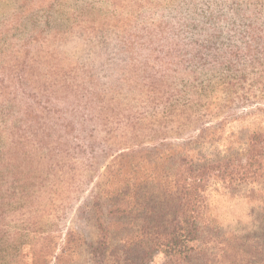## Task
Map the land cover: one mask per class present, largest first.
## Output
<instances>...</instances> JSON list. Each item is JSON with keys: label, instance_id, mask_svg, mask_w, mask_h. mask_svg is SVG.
Listing matches in <instances>:
<instances>
[{"label": "trees", "instance_id": "obj_1", "mask_svg": "<svg viewBox=\"0 0 264 264\" xmlns=\"http://www.w3.org/2000/svg\"><path fill=\"white\" fill-rule=\"evenodd\" d=\"M203 5L199 10L196 2H190L186 14H177L165 25L150 26L144 39V34L124 33L115 24L111 29L85 31V40L105 36L109 30L117 34L112 66L104 74L88 62H79L77 72L60 73L42 56L30 61L13 56L16 67L12 64L0 75V184L5 187L6 199L16 195L25 201L37 185H49L51 178L61 174L64 179V166H70L76 157L71 158V153L79 154L83 162L88 159L91 165L101 162L102 157L114 156L107 164L105 183L118 175L120 185L129 184L133 178L125 170H133L132 157L152 150L150 143L158 149L156 144H164L171 135L182 138L187 135L184 132L197 131L180 145L185 152L178 160L181 171L175 180L179 202L170 230L147 248L134 251L138 264H150L154 251L164 254V264H264V221L261 233L241 238L233 255L227 248L223 257L215 250L208 253L213 234L207 240L208 247L201 245L203 236L212 233L205 216L210 186L235 189L264 182V131L250 135L244 157L196 162L194 156L197 145L210 142L227 116L217 125H212V118L225 108L229 112L251 103V95L256 94L250 95L246 86L264 83V0H206ZM181 72L196 75L187 81L185 90L163 88L171 86L170 77ZM212 73H220L221 87L212 79L200 81V76ZM251 73L255 79L250 83ZM60 121L62 127L51 131L66 134L68 140L76 133L77 138L84 136L77 149L67 143L58 151L53 149V165L47 161L43 165L50 129L46 125ZM102 132L110 139L106 149L96 140ZM58 156L65 158L64 164L61 159L56 161ZM115 195L120 202L109 214L126 213L128 206L122 204L126 194L117 191ZM102 196L96 194L94 203L101 233L95 247L99 260L104 259L110 237ZM7 210L0 196V264L1 241L10 244L9 233L2 230ZM17 256L22 261L17 264H26L23 250Z\"/></svg>", "mask_w": 264, "mask_h": 264}, {"label": "rangeland", "instance_id": "obj_2", "mask_svg": "<svg viewBox=\"0 0 264 264\" xmlns=\"http://www.w3.org/2000/svg\"><path fill=\"white\" fill-rule=\"evenodd\" d=\"M193 1L200 6L199 10L206 6H202L206 0H0V75L14 63L13 56H19L21 61L42 56L50 65L57 66L60 73L66 70L77 72L79 62H88L104 74L112 66L115 56L112 47L117 34L109 30L105 36L99 34L85 40V31L100 27L111 29L115 24L120 25L124 33L144 34V39L150 26L156 23L165 25L177 14H186L184 10ZM14 64L12 68L16 67ZM45 68L43 66L42 70ZM176 75L168 80L171 86H164V89L185 90L189 84L187 81L196 76L183 72ZM219 75L200 76V81L212 79L217 87H221ZM253 78L254 73H251L250 83ZM246 88L250 95L256 94L251 95L253 101L229 112L225 108L219 116L212 118V125H217L227 116L216 134L210 137V142L197 145L196 162H210L228 156L244 157L250 135L264 131V83L260 86L248 84ZM61 123L46 125L50 129L45 139L47 151L43 165L46 161L53 165V149L58 151L65 143L77 149V143L84 136L77 138L76 133L68 140L66 134L51 131V128L62 127ZM50 132L53 135H49ZM198 133L184 132L187 135L182 138L171 135L164 144H156L158 149L153 143H147L152 150L132 157L133 170L128 167L125 171L133 180L123 186L118 175L105 183L107 164L114 156L102 157L101 162L91 165L88 159L83 162L79 154L73 153L70 157H76L71 165L64 166L67 168L64 179L61 174L60 178H51L49 185H37L30 199L19 200L16 195L6 199L5 187L0 184V196L8 208L3 215L2 230L10 236L9 245L7 240L1 241V264H7L8 260L17 264L21 261L17 256L21 250L26 264H138L134 251L147 248L154 239L170 230L179 202L175 180L180 170L178 160L180 153L185 152L182 151L184 146L180 145L190 134ZM98 135L96 140L105 147L110 139L104 132ZM101 154L104 155L102 151ZM60 159L64 164L65 158L62 160L58 156L56 161ZM126 164L129 166L128 162ZM117 191L126 194V199L121 200L128 206V211L111 215L109 210L120 202L115 195ZM99 193L103 194L107 211L105 219L110 228L103 260H99L95 253L101 239L94 208L95 195ZM206 193L209 198L205 216L212 233L203 236L201 245L202 248L208 247L207 240L213 234L214 242L208 253L215 250L223 257L227 248L228 254L233 255L241 238L256 237L261 233L264 182L235 189L215 184ZM6 248L11 253L5 251ZM150 250L154 251V248ZM154 252L150 264H164V254Z\"/></svg>", "mask_w": 264, "mask_h": 264}]
</instances>
